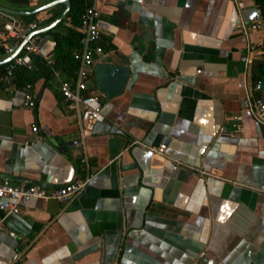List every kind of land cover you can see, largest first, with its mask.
Listing matches in <instances>:
<instances>
[{
    "label": "crops",
    "instance_id": "1",
    "mask_svg": "<svg viewBox=\"0 0 264 264\" xmlns=\"http://www.w3.org/2000/svg\"><path fill=\"white\" fill-rule=\"evenodd\" d=\"M259 1L96 0L102 53L85 92L103 120L84 137L57 88L65 72L0 91V177L49 190L91 175L66 202L21 201L0 264H264V125L245 110L264 60L243 72L236 27ZM133 140L164 144L163 156Z\"/></svg>",
    "mask_w": 264,
    "mask_h": 264
},
{
    "label": "built area",
    "instance_id": "2",
    "mask_svg": "<svg viewBox=\"0 0 264 264\" xmlns=\"http://www.w3.org/2000/svg\"><path fill=\"white\" fill-rule=\"evenodd\" d=\"M95 2L96 0H87L79 16L78 23L72 27L78 34L79 43L78 50L73 52V57L77 61L74 78L72 80L57 78L58 91L68 109L72 110L76 115L81 137L89 134L96 122L103 120V115L99 111V98L94 94L85 92L88 73L94 57L102 53V48L99 45L101 33L96 22L99 12ZM0 16V47L2 49L0 54L8 56L24 40L20 51L5 63L0 70L1 91L14 88V83L12 82V71L14 68H31L30 55H41L40 48L44 36L39 34L27 37V34L38 28L39 20L25 23L18 16L2 11H0ZM236 27L246 37L243 51L239 55L243 72L246 74L256 60H264V11L256 4L251 20L245 22L238 18ZM251 32H259L260 38L255 41L248 40L247 36ZM9 41L11 43H8ZM43 58L46 63H50V60ZM53 74L56 76L54 71ZM262 86L263 81L261 79L253 82L250 91L245 95V110L255 122L264 125ZM23 91L22 105L27 108L33 107L35 104L34 96L28 92L26 86ZM235 119L238 120L239 116H236ZM30 130L35 132L37 130L36 125L31 124ZM224 134L229 133L224 132ZM130 144L138 145L150 154L157 156H163L165 149L164 144L151 146L138 140H133ZM195 171L200 174H209V172L203 170ZM90 178L91 175H86L83 180L69 182L58 188L47 190L40 184H16L7 178L0 177V230L3 228L4 219L7 216L19 212V203L21 201L37 198L66 202L71 196L79 193ZM9 236L13 237L14 233L9 232Z\"/></svg>",
    "mask_w": 264,
    "mask_h": 264
},
{
    "label": "trees",
    "instance_id": "3",
    "mask_svg": "<svg viewBox=\"0 0 264 264\" xmlns=\"http://www.w3.org/2000/svg\"><path fill=\"white\" fill-rule=\"evenodd\" d=\"M69 10L64 18L57 23L52 29L48 30L46 34H50L55 46V57L51 64L46 63L43 56L38 54H31V68L16 67L12 71V82L16 87H22L26 84H32L39 77H50L53 71L59 69L60 72H65L68 80L74 77V73L77 67V61L73 57V52L78 50V34L69 25L63 23V20L68 19L69 23L76 25L78 23L79 16L87 3V0H68ZM0 5L18 11H28L27 0H0ZM264 11V0H260L258 4ZM62 4H57L45 9L44 13H49L45 18H42L39 22V27L46 26L53 21L62 11ZM38 14L32 15H20L19 18L27 23L36 21ZM43 35V34H41ZM2 49L0 47V53ZM4 67V64L0 65V70ZM264 68V66H262ZM259 66V72L263 73V68ZM257 78L255 77L254 81Z\"/></svg>",
    "mask_w": 264,
    "mask_h": 264
},
{
    "label": "water",
    "instance_id": "4",
    "mask_svg": "<svg viewBox=\"0 0 264 264\" xmlns=\"http://www.w3.org/2000/svg\"><path fill=\"white\" fill-rule=\"evenodd\" d=\"M56 4H62L64 6L63 10L61 11V13L53 20L51 21L49 24H47L46 26L43 27H39L36 30H33L32 32H30L29 34H27V37L33 36V35H39V34H45L48 30L52 29L57 23H59L64 16L66 15V13L69 10V1L68 0H52L50 2H46L32 10L29 11H18V10H13L4 6L0 5V11L11 14V15H16V16H20V15H32V14H36L42 10H45L53 5ZM24 40H22L18 46L13 50V52L11 54H9L8 56H6L3 60L0 61V65L7 63L13 56H15L21 49V46L23 45ZM262 98L264 101V78H263V86H262ZM80 155V154H78Z\"/></svg>",
    "mask_w": 264,
    "mask_h": 264
}]
</instances>
